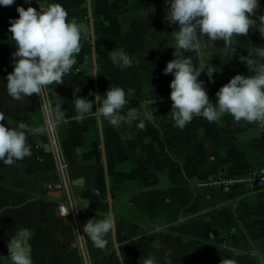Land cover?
<instances>
[{
  "label": "crops",
  "instance_id": "1",
  "mask_svg": "<svg viewBox=\"0 0 264 264\" xmlns=\"http://www.w3.org/2000/svg\"><path fill=\"white\" fill-rule=\"evenodd\" d=\"M51 2H59L68 19L81 25V50L63 82L16 100L5 86L15 51L9 18L19 16L18 4L39 9ZM90 4L93 38L88 0L0 5V113L5 117L0 123L21 127L31 145V155L13 164L0 162V264H12L7 240L21 226L32 231V264H83V250L88 264H120L122 254L124 264H143L146 256L158 264H264V187L251 188L243 181L227 187L210 184L215 177L264 168V121H236L224 114L210 122L194 115L183 128L174 126L169 112L173 77L162 69L174 58L175 25L165 20L164 0ZM260 4L258 12L264 11V0ZM234 43L237 55L232 58L223 54L222 39L199 57L184 53L194 63L209 58L217 67L211 81L204 72L198 77L213 101L231 76L248 74L238 55L264 44V36L252 27ZM112 49H123L127 62L113 63ZM94 63L98 93L112 86L132 89L123 110L137 109V119L114 126L94 112L81 121L73 118L78 94L92 99L89 90L96 92ZM58 103L63 116L56 111ZM145 110L153 113L151 122ZM55 146L66 167L75 217L59 209L67 192L56 187L60 170ZM111 211L117 246L112 230L105 246L97 247L83 224Z\"/></svg>",
  "mask_w": 264,
  "mask_h": 264
},
{
  "label": "clouds",
  "instance_id": "2",
  "mask_svg": "<svg viewBox=\"0 0 264 264\" xmlns=\"http://www.w3.org/2000/svg\"><path fill=\"white\" fill-rule=\"evenodd\" d=\"M14 0H0V5H12ZM165 20L175 25L171 31L174 40L173 59L162 69L172 74L169 82L170 109L174 126L183 128L194 115L203 116L208 121H218L229 114L236 121H264V44L253 47L246 55H238L248 68V74L236 73L215 92V101L209 98L204 81L199 79L204 72L209 81L217 67L202 61L194 63L186 51L195 52L197 57L216 40H223V54L232 58L237 55L234 43L237 37L256 28L264 36V11L260 0H164ZM19 16L9 18V31L15 44L13 70L6 76L8 94L16 100H23L33 94H43L48 85L63 82L76 63V55L81 50V25L68 19L67 10L59 2L39 4V9L31 4L27 8L16 5ZM167 36L168 32H162ZM113 63L127 62L123 49L108 52ZM210 57V56H209ZM80 92V91H79ZM132 89L121 86L108 87L102 94L89 90L92 99L78 94L74 101L77 121L95 113L104 117L114 126L138 118L135 108L124 111ZM96 105L93 110V105ZM51 109V101H49ZM61 104L56 111H61ZM147 121L153 120V113L145 110ZM5 120L0 113V121ZM144 124L141 123L140 127ZM39 131V129H37ZM26 132L21 127H10L0 123V162L13 164L31 155V145L26 140ZM117 221L111 212L99 219L89 218L83 224V232L90 236L95 246L103 248L106 235L115 228ZM32 231L21 226L16 228L7 240L8 256L12 264H32L29 240ZM125 257L121 256L120 264ZM143 264H158L154 257L146 256Z\"/></svg>",
  "mask_w": 264,
  "mask_h": 264
},
{
  "label": "built area",
  "instance_id": "3",
  "mask_svg": "<svg viewBox=\"0 0 264 264\" xmlns=\"http://www.w3.org/2000/svg\"><path fill=\"white\" fill-rule=\"evenodd\" d=\"M261 129L264 130V122L260 123ZM53 131V128H51ZM56 147V146H55ZM55 154L58 160V168L60 170V181L56 183L57 188H64L67 192L66 202L62 203L59 207L61 213L71 214L76 216V209L72 203V197L68 190V178L66 173V167L61 159V154L59 149L56 147ZM247 182L251 188L264 187V168H251L245 175L237 177H215L210 181L211 185L218 187H227L236 182ZM83 249V248H82ZM85 251L83 250V264H88L87 258L85 256Z\"/></svg>",
  "mask_w": 264,
  "mask_h": 264
},
{
  "label": "water",
  "instance_id": "4",
  "mask_svg": "<svg viewBox=\"0 0 264 264\" xmlns=\"http://www.w3.org/2000/svg\"><path fill=\"white\" fill-rule=\"evenodd\" d=\"M88 8H89V18H90V24H91V28H92V32H91V34H92V38H93V18H92V11H91V4H90V0H88ZM92 41H93V39H92ZM94 44V43H93ZM93 56L95 57V49H94V47H93ZM94 80H95V89H96V92H98V77H97V65H96V63H94ZM99 119H100V117H99ZM101 122V121H100ZM100 126H101V123H100ZM102 147V149H104L103 148V145L101 146ZM103 159H104V161H105V156H104V154H103ZM108 200H109V202L111 203V200H112V198H111V195H110V193H108ZM111 213H112V211H111ZM113 214V213H112ZM115 229V228H114ZM114 229H113V239H114V242H115V245L117 246V243H116V239H115V231H114Z\"/></svg>",
  "mask_w": 264,
  "mask_h": 264
}]
</instances>
